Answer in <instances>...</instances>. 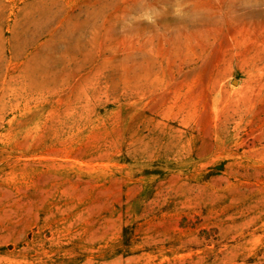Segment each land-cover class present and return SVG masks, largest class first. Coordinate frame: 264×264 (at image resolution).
Wrapping results in <instances>:
<instances>
[{"label":"rangeland","instance_id":"obj_1","mask_svg":"<svg viewBox=\"0 0 264 264\" xmlns=\"http://www.w3.org/2000/svg\"><path fill=\"white\" fill-rule=\"evenodd\" d=\"M0 264H264V0H0Z\"/></svg>","mask_w":264,"mask_h":264}]
</instances>
